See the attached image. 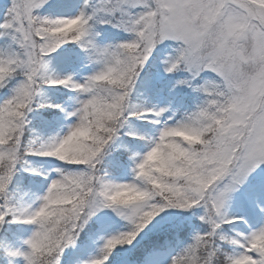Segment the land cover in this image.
I'll use <instances>...</instances> for the list:
<instances>
[{"label": "snow or ice", "instance_id": "snow-or-ice-1", "mask_svg": "<svg viewBox=\"0 0 264 264\" xmlns=\"http://www.w3.org/2000/svg\"><path fill=\"white\" fill-rule=\"evenodd\" d=\"M0 264H264V0H8Z\"/></svg>", "mask_w": 264, "mask_h": 264}, {"label": "rangeland", "instance_id": "rangeland-1", "mask_svg": "<svg viewBox=\"0 0 264 264\" xmlns=\"http://www.w3.org/2000/svg\"><path fill=\"white\" fill-rule=\"evenodd\" d=\"M8 3V0H0V15H3L4 9Z\"/></svg>", "mask_w": 264, "mask_h": 264}]
</instances>
